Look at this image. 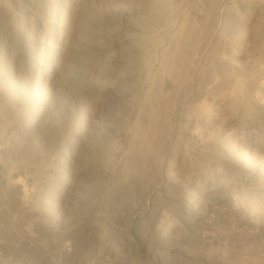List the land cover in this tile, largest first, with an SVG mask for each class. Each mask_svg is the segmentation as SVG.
<instances>
[{"label":"rangeland","instance_id":"1","mask_svg":"<svg viewBox=\"0 0 264 264\" xmlns=\"http://www.w3.org/2000/svg\"><path fill=\"white\" fill-rule=\"evenodd\" d=\"M264 0H0V264H264Z\"/></svg>","mask_w":264,"mask_h":264},{"label":"bare ground","instance_id":"2","mask_svg":"<svg viewBox=\"0 0 264 264\" xmlns=\"http://www.w3.org/2000/svg\"><path fill=\"white\" fill-rule=\"evenodd\" d=\"M256 179L255 178H251L250 180H249V182H248V185H251L250 186V189L251 190H254V191H257V190H259V189H261V187H262V185L261 184H259L257 181H255ZM264 187V186H263ZM262 187V188H263Z\"/></svg>","mask_w":264,"mask_h":264}]
</instances>
